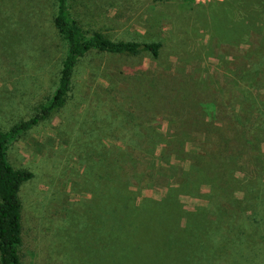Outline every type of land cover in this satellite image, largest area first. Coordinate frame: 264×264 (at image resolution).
Instances as JSON below:
<instances>
[{"label":"rangeland","instance_id":"1","mask_svg":"<svg viewBox=\"0 0 264 264\" xmlns=\"http://www.w3.org/2000/svg\"><path fill=\"white\" fill-rule=\"evenodd\" d=\"M69 2L74 18L85 30L99 29L113 40L160 41L162 47L156 60L146 51L137 55L86 54L74 70L65 104L8 146L12 166L33 173L19 191L22 264H99L98 253L91 247L95 232L87 225L91 197L87 192V123L95 126L94 135L106 137L105 144L110 141L123 148L124 142L115 138L128 133L122 129L126 111L139 114L132 105L143 99L144 114L154 115V86L171 88L172 93L174 85L189 76L205 81L206 92L217 105L216 118L223 117L224 123L253 124V130L236 126V130L246 131L245 138L226 132L223 153L228 158L215 164L234 178L236 188L231 216L223 217L224 236H216L213 242L214 250H219L217 257L209 264H264V169H260L264 167V12L251 15L255 21L247 34L239 26L243 36L234 37L230 46L218 47L209 35V15L216 2ZM55 11L56 0H0L1 129L30 117L57 85L66 45L52 24ZM223 55L230 62L228 77L214 58ZM242 73L246 81L241 80ZM168 106V102L160 106L158 120L152 123L163 133L168 130L164 112ZM205 109L200 111L209 121L212 107L206 105ZM192 111L187 119L199 116ZM208 145L204 146L202 135L186 149L203 151ZM170 163L179 171L189 165L187 160L172 159ZM130 190L136 192V202L141 198L160 201L168 187L150 183ZM200 191L198 196L179 194L184 211L209 205L204 195L209 186L203 185ZM185 221L182 217L181 223ZM141 237L147 244L131 263L151 264L150 221L144 223Z\"/></svg>","mask_w":264,"mask_h":264},{"label":"trees","instance_id":"2","mask_svg":"<svg viewBox=\"0 0 264 264\" xmlns=\"http://www.w3.org/2000/svg\"><path fill=\"white\" fill-rule=\"evenodd\" d=\"M259 12H264V0L216 2L209 15L211 42L218 47L230 46L234 37L240 39L243 32L247 34L248 28L252 29L255 19L251 20V15ZM52 24L66 45L56 87L30 117L18 120L7 129L0 128V264H22L19 191L21 185L33 177L29 169L12 166L7 159L8 146L65 104L74 70L86 54L137 55L146 51L152 60H156L162 47L160 41L113 40L99 29L85 30L74 18L69 0H56ZM239 26L243 32H239ZM226 56L214 58L223 68V75L228 77L230 62ZM242 75L241 80L246 81ZM204 82L199 77L189 76L176 83L172 93L171 88L164 89L156 84L155 96L151 97L154 115L144 114L143 99L132 105L139 114L120 107L126 111L122 129L128 133L117 135L115 139L124 142L123 148L110 141L105 144L106 137L94 135L95 126L87 123V192L91 194L87 200V225L95 232L91 247L98 253L99 264H132L135 253L147 244L141 237V229L147 221H150L149 244L154 251L151 264H209L211 258L217 257L219 250H214L213 242L218 236H224L223 217L231 216L229 209L234 204L232 193L236 186L234 178L231 180L228 172L215 164L218 159L225 163L228 158L223 153L226 132L245 138L246 131L236 130V126L253 130V124L246 121L224 123L223 117L216 118L217 105L210 100ZM163 90L166 93L160 94ZM195 91L201 92V96L197 97ZM203 98L208 102H202ZM165 102L169 105L164 111L168 130L163 133L158 124L152 123L158 120L159 108ZM206 105L212 107L209 121H205L208 115L205 113L204 117L200 111H206ZM192 109L199 116L187 119L188 114L193 113ZM202 135L204 146L209 142L208 149H186L188 143ZM172 159L187 160L188 168L179 171L177 165L170 163ZM150 183L168 187L164 199L141 198L136 202L137 194L130 188L140 190ZM203 185L209 186V191L204 194L209 205L184 211L178 200L179 194L198 196ZM182 217L186 218L183 224Z\"/></svg>","mask_w":264,"mask_h":264},{"label":"built area","instance_id":"3","mask_svg":"<svg viewBox=\"0 0 264 264\" xmlns=\"http://www.w3.org/2000/svg\"><path fill=\"white\" fill-rule=\"evenodd\" d=\"M194 1L198 4H208V3H211L213 1H221V0H194Z\"/></svg>","mask_w":264,"mask_h":264}]
</instances>
